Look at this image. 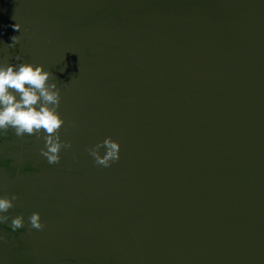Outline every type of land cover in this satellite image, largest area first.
Listing matches in <instances>:
<instances>
[{"label": "water", "instance_id": "obj_1", "mask_svg": "<svg viewBox=\"0 0 264 264\" xmlns=\"http://www.w3.org/2000/svg\"><path fill=\"white\" fill-rule=\"evenodd\" d=\"M5 62L56 78L71 147L0 136V264H264V0H0Z\"/></svg>", "mask_w": 264, "mask_h": 264}, {"label": "clouds", "instance_id": "obj_2", "mask_svg": "<svg viewBox=\"0 0 264 264\" xmlns=\"http://www.w3.org/2000/svg\"><path fill=\"white\" fill-rule=\"evenodd\" d=\"M12 27L14 31H20L18 23ZM10 39L12 43L8 47L19 43V36ZM14 59L21 61V55L17 54ZM60 99L56 78L44 70L43 65L23 62L0 64V136H6L10 129L16 137L43 135L44 147L40 154L49 164H58L60 150L71 147V142L61 140L59 134L64 125L58 111ZM101 148L104 149L103 155L99 152ZM87 150L97 165L109 167L119 159L120 145L106 137ZM17 198L15 193L0 195V223L10 221L13 234L25 227L22 215L12 217L7 214ZM28 221L29 228L41 230L44 227L38 212H32Z\"/></svg>", "mask_w": 264, "mask_h": 264}]
</instances>
